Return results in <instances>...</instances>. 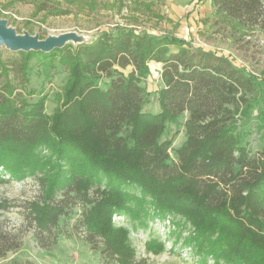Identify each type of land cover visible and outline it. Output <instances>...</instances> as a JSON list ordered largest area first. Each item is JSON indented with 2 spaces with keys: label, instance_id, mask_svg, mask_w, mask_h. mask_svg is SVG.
<instances>
[{
  "label": "trees",
  "instance_id": "1",
  "mask_svg": "<svg viewBox=\"0 0 264 264\" xmlns=\"http://www.w3.org/2000/svg\"><path fill=\"white\" fill-rule=\"evenodd\" d=\"M211 2L238 27L264 31V0ZM172 47L167 37L119 31L51 53L0 51V184L37 178L40 194L26 203L25 220L41 249L80 231L103 259L143 264L131 234L150 228L151 212L152 219L176 212L214 238L211 250L199 251L214 264H264V150L252 155L238 128L255 105L257 82L224 55ZM44 56L71 67L55 116L26 93L30 63ZM152 63L162 65L159 113L146 109ZM182 119L186 140L174 150L176 136L166 135ZM12 207L0 199V211ZM154 233L150 240L162 241ZM21 238L0 227V260L21 248ZM154 239L148 253L161 246Z\"/></svg>",
  "mask_w": 264,
  "mask_h": 264
},
{
  "label": "rangeland",
  "instance_id": "2",
  "mask_svg": "<svg viewBox=\"0 0 264 264\" xmlns=\"http://www.w3.org/2000/svg\"><path fill=\"white\" fill-rule=\"evenodd\" d=\"M0 20L6 21L18 35L37 38L41 43L50 39L58 42L63 38L62 47L58 48L92 44L103 35L134 31L169 38L173 51L184 44L224 55L257 82L259 90L252 97L255 105L247 120H239L238 128L244 136L243 144L252 155L264 150V31L238 27L217 13L211 0H0ZM0 51L5 55L15 53L5 46H1ZM30 66L27 98L42 100L48 114L55 116L71 82V67L46 56L34 58ZM161 66L152 63L150 74L143 83L150 95L146 109L153 113L160 112L158 91L162 86ZM184 122L182 119L170 125L166 135L170 138L176 136L174 150L186 140ZM48 151L43 149V161L52 158ZM172 159L177 160L175 152ZM8 175H4L5 179ZM36 179L0 184V199H8L13 206L0 211V227L4 232L22 235L21 248L8 253L0 264H116L93 252L82 239L84 235L80 231L78 236L59 239L50 251L41 249L34 238L36 228H28L25 220L26 203L34 201L40 194ZM148 209L154 211L153 205ZM152 215L153 212L148 221L150 228L140 227L129 238L136 248L138 260H146L143 264H214L213 255L207 257L199 252L204 248L211 250L209 242L214 238L210 234L205 237L198 235L196 224L189 216L168 212L164 219L157 215L152 219ZM123 219L114 216L112 222L120 225ZM152 230H155L156 236H161L162 241L151 237L161 246L148 253L145 247L152 242L148 235ZM71 232L74 233V230Z\"/></svg>",
  "mask_w": 264,
  "mask_h": 264
},
{
  "label": "water",
  "instance_id": "3",
  "mask_svg": "<svg viewBox=\"0 0 264 264\" xmlns=\"http://www.w3.org/2000/svg\"><path fill=\"white\" fill-rule=\"evenodd\" d=\"M62 43L63 38L58 42L50 39L47 42L41 43L37 38L31 36H20L15 30L9 28V25L6 21L0 20V47L5 46L12 52H49L55 48L62 47Z\"/></svg>",
  "mask_w": 264,
  "mask_h": 264
},
{
  "label": "crops",
  "instance_id": "4",
  "mask_svg": "<svg viewBox=\"0 0 264 264\" xmlns=\"http://www.w3.org/2000/svg\"><path fill=\"white\" fill-rule=\"evenodd\" d=\"M161 69H162V66H161Z\"/></svg>",
  "mask_w": 264,
  "mask_h": 264
}]
</instances>
